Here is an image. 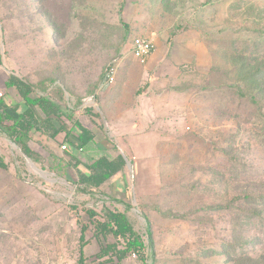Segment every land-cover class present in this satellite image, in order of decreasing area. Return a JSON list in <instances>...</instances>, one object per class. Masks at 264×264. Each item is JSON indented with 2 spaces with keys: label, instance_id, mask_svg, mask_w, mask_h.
Masks as SVG:
<instances>
[{
  "label": "rangeland",
  "instance_id": "obj_1",
  "mask_svg": "<svg viewBox=\"0 0 264 264\" xmlns=\"http://www.w3.org/2000/svg\"><path fill=\"white\" fill-rule=\"evenodd\" d=\"M0 51V99L22 101L15 74L95 134L34 131L28 156L0 131V263L78 264L84 208L124 211L146 264L264 262V0H0ZM72 153L127 165L87 194Z\"/></svg>",
  "mask_w": 264,
  "mask_h": 264
},
{
  "label": "trees",
  "instance_id": "obj_2",
  "mask_svg": "<svg viewBox=\"0 0 264 264\" xmlns=\"http://www.w3.org/2000/svg\"><path fill=\"white\" fill-rule=\"evenodd\" d=\"M6 87L16 88L22 101L9 104L6 100L0 99V131L20 145L26 155L32 156L27 141L34 131L48 133L51 138H56L60 133L65 132L71 150L75 147V143L69 139L71 135L77 139L81 147L95 140L94 132L85 127L80 120L74 119L73 112L66 104H62V99L54 100L46 94L34 96L32 94L34 86L15 74H11L7 79ZM64 116L72 121L71 125L64 121ZM71 158L75 160L74 166L78 173L77 189L87 194H93L104 183L122 172L127 165V158L123 154L114 158L100 156L91 163H83L73 153ZM0 168L8 169V164L1 155ZM243 198L251 197L248 198L246 195ZM84 210L88 220L80 221L78 217L81 225L78 264H123L133 255L143 264L152 259L153 250H148V245L124 211L104 208L103 215H98L94 209L84 208ZM90 231L92 235L88 237ZM149 234V244L152 245L153 240L151 241V233ZM111 238L113 241H110ZM92 240L98 243L99 248L93 256H87L84 247ZM242 257L244 256L234 259L236 264H247L241 263Z\"/></svg>",
  "mask_w": 264,
  "mask_h": 264
},
{
  "label": "built area",
  "instance_id": "obj_3",
  "mask_svg": "<svg viewBox=\"0 0 264 264\" xmlns=\"http://www.w3.org/2000/svg\"><path fill=\"white\" fill-rule=\"evenodd\" d=\"M153 48L154 45L151 40L142 37H137L133 40L131 50L135 58L144 62L151 55ZM0 61H1V51H0ZM116 75H117V68L111 66L107 72V75L105 76L106 78V80L104 81L105 84L114 83L116 80ZM0 96H2V93H0Z\"/></svg>",
  "mask_w": 264,
  "mask_h": 264
},
{
  "label": "crops",
  "instance_id": "obj_4",
  "mask_svg": "<svg viewBox=\"0 0 264 264\" xmlns=\"http://www.w3.org/2000/svg\"><path fill=\"white\" fill-rule=\"evenodd\" d=\"M66 231L68 230V229H65ZM86 247H84V251H86V249H85ZM5 261V263L3 262V263H0V264H17V261H16V259H11L10 257L7 259V260H4ZM53 264H62L61 262H58V263H53Z\"/></svg>",
  "mask_w": 264,
  "mask_h": 264
}]
</instances>
